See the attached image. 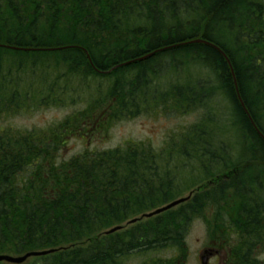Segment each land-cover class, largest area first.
<instances>
[{
  "label": "trees",
  "instance_id": "16d2710c",
  "mask_svg": "<svg viewBox=\"0 0 264 264\" xmlns=\"http://www.w3.org/2000/svg\"><path fill=\"white\" fill-rule=\"evenodd\" d=\"M212 22L231 28L244 45L243 63L258 78L256 102L264 100V4L259 0H0V121L85 103L47 128L0 127V254L64 248L31 264H123L132 256L143 264H183L187 231L199 218L209 233L226 240L234 264H262L264 199L257 200L250 183L242 181L243 164L215 143L248 146L253 140L264 161V143L250 123L264 130L243 88V71L220 35L209 31ZM201 38L203 44H187ZM209 43L225 54L237 90L226 59ZM197 61L214 72L226 94L224 108L233 107L237 121L228 118L220 126L197 109L205 85L196 79L201 72L213 75ZM73 75L82 80L71 85L65 78ZM87 78L107 88V101L90 90ZM150 84L155 85L151 96ZM141 89L144 97L138 96ZM199 111L196 123L157 150L129 142L85 149L66 160L60 154L73 137L83 139L96 129L103 137L111 125L133 120L134 114ZM237 128L241 134L235 135ZM190 192L186 203L103 237L104 231ZM153 251L174 255L164 261L149 257Z\"/></svg>",
  "mask_w": 264,
  "mask_h": 264
},
{
  "label": "rangeland",
  "instance_id": "374dc122",
  "mask_svg": "<svg viewBox=\"0 0 264 264\" xmlns=\"http://www.w3.org/2000/svg\"><path fill=\"white\" fill-rule=\"evenodd\" d=\"M259 2L264 4V0H259ZM201 25L205 26L204 22H201ZM214 25L216 24H213L212 22L209 27V31L213 30L218 35H220V43H225L223 46H227L226 50H229L228 53L230 56H232L231 58H233V62L236 63V65L238 64L240 71H243L242 74L243 76H245L243 88L249 96L251 104L250 106L253 108L255 116L259 117L258 124H260L262 129L264 130V114L262 113V111L264 112V100L258 98L257 102L259 103L256 102L255 97L259 92V89L254 84V82L257 83L255 80H258V78L256 77V73H250V68L243 63L244 55L242 53L244 45H240L238 41L239 39L237 40L236 36L230 32L229 29L231 28H222L221 25H219V27L217 26L216 28V26ZM218 28H220L221 31L220 29L217 31ZM203 41L205 42V40ZM261 62L263 61H260V63ZM198 67L201 69L206 68L213 75L210 77H203L202 74L204 72H201V78L196 79L197 81L204 82L205 84L203 89L204 92L202 93V103H198L197 109L200 110L205 116H211L213 120H215L220 124V126H222L225 124V120H227L228 118H236L233 107L232 109L227 108L229 112L225 110V103L223 101V98L226 94L225 92H222L221 86H219V82L217 81L214 72L205 67V65H202L200 62H198ZM36 70L41 72V67ZM56 73L60 74L62 73V70H58ZM65 79L71 85H73L76 81H78V79L79 81H81L82 77L77 78L73 75L70 77H66ZM249 79L253 80L250 82L248 81ZM86 83L89 85L90 90L98 91L101 94L100 100L107 101V88L105 89V87L100 84V81L94 80L92 78H87ZM255 88L257 90H253ZM154 89L155 85L150 84L148 93L150 94V96L152 95ZM200 91L202 90L200 89ZM22 92L23 96H25L24 90ZM138 94L139 97H144V89H141ZM258 95L260 96V94ZM84 106L85 103H78L75 106L42 109L31 114L20 115L14 118H4L0 121V127H11L15 130H38L40 128H47L61 122L64 118L70 116L73 113H76V111L82 110ZM258 108H260V110ZM135 111L136 109H133L132 113H136ZM200 111L187 116H171L170 114L164 116L156 113L150 116L137 117V114H134L133 120L116 122L111 125L110 129L108 130V134L103 137H101V133L98 130H95L92 135L90 133H87V136L83 139L73 137L71 140H68L65 148L61 150L60 154L62 155V158L66 160L72 156L82 153L85 149H114L117 147L125 146L129 142H147L157 150V148L163 146L164 142L167 141V138L169 136L193 123H196L199 120V115L201 113ZM209 129L211 130V132H215V134L218 132L217 128L214 126L209 127ZM210 130L206 129V131ZM234 134H241V130L237 128ZM244 134L249 136L246 132H244ZM262 134L264 135V133ZM260 139L263 141L261 137ZM217 141L218 142L215 143V146H217V144H224L223 148L226 147L227 149H229V158L233 159V161H235L236 163L243 164L244 169L238 174L239 176L243 177L242 181L250 183V189L252 190V192H254L253 196H256L257 200L259 199V201L261 200V196L264 199V182L262 180L264 179V161L262 160V157L256 156V152L254 150L258 147L256 145L253 146L254 141L251 140L252 142L248 146H245L243 141L235 142L223 139H217ZM251 154H253V156H251ZM203 166L210 169L217 168V166H212L208 163H205ZM245 193L246 197H248V189H246ZM260 205L262 206L263 204ZM187 232L188 235L186 238V242L189 250V258L185 264H200V255L205 249V246H207L206 228L201 220H194ZM153 252L155 253V256L159 258L170 257V253H166L164 251ZM261 260H264V253ZM141 261L142 260L139 256H132L126 259L123 264H140ZM212 264H216L215 261H212Z\"/></svg>",
  "mask_w": 264,
  "mask_h": 264
},
{
  "label": "water",
  "instance_id": "95a60500",
  "mask_svg": "<svg viewBox=\"0 0 264 264\" xmlns=\"http://www.w3.org/2000/svg\"><path fill=\"white\" fill-rule=\"evenodd\" d=\"M187 199H188V198L180 199V200L174 201V202L170 203L169 205H167V206H165V207H163V208H161V209H158V210H156L155 212H153V213L147 215L146 217H152V216H154V215H157V214H160V213H162V212H165V211H167V210H169V209H172V208L176 207L177 205H179V204L185 202ZM134 222H136V221H135V220H134V221H131V224L134 223ZM119 229H120V228H114V229L110 230L107 234H111V233H113V232H115V231H117V230H119ZM48 253H50V252L28 253V254H26V255H24V256H22V257H19V258H12V257H8V256H0V261H3V260H4V261L10 262V263H22V262H24V261H25L27 258H29V257H35V256L46 255V254H48ZM203 263H204V262H203Z\"/></svg>",
  "mask_w": 264,
  "mask_h": 264
},
{
  "label": "flooded vegetation",
  "instance_id": "af4514ba",
  "mask_svg": "<svg viewBox=\"0 0 264 264\" xmlns=\"http://www.w3.org/2000/svg\"><path fill=\"white\" fill-rule=\"evenodd\" d=\"M206 247V251L208 250L209 253L212 254L210 258V263L215 261L216 264H229L227 257L229 253L232 251L228 244H225L223 241L214 240L211 244H208ZM261 255L260 257H262Z\"/></svg>",
  "mask_w": 264,
  "mask_h": 264
},
{
  "label": "bare ground",
  "instance_id": "6f19581e",
  "mask_svg": "<svg viewBox=\"0 0 264 264\" xmlns=\"http://www.w3.org/2000/svg\"><path fill=\"white\" fill-rule=\"evenodd\" d=\"M215 33V32H214ZM186 41V40H185ZM177 43V42H176ZM203 44L204 43V41L202 40V39H197V40H193V41H189L187 44ZM225 44V43H224ZM207 45H209L210 47H212V48H214L216 51H218L219 52V54L221 53L222 54V56L225 58L226 56H225V54L221 51V50H219L217 47H215V46H213L212 44H207ZM221 45V44H220ZM229 51V50H228ZM153 54H148V55H146V56H144V58L142 59V60H144L145 58H148V57H151ZM234 56V55H233ZM232 57V56H231ZM195 59V58H194ZM226 59V58H225ZM233 59V58H232ZM140 60V59H139ZM226 61H227V59H226ZM200 62V61H199ZM204 63V62H203ZM227 63H228V65H229V69H230V72H231V75H232V78H233V83H234V87L236 88V90H237V84H236V81H235V78H234V74H233V70H232V68H231V65H230V63L227 61ZM203 65H205V64H203ZM207 66V65H206ZM218 68V67H217ZM206 69V68H205ZM212 69V68H211ZM110 72V70L109 71H107L106 73H109ZM244 79V78H243ZM199 82V81H198ZM205 85V84H204ZM251 85V84H250ZM211 88V87H210ZM219 88V87H218ZM199 89V88H198ZM219 90V89H218ZM237 98H238V101H239V103H240V105L244 108V110H245V112L247 113V110L245 109V107L243 106V103H242V100H241V98H240V95H239V91L237 92ZM248 115V114H247ZM250 124H252L253 125V127H254V129H255V131H256V133H257V135L259 136V137H261L262 139H263V143H264V135L258 130L259 128H257L254 124H253V122H251ZM263 136H262V135ZM223 180V179H222ZM225 181L226 180H228V179H224Z\"/></svg>",
  "mask_w": 264,
  "mask_h": 264
}]
</instances>
